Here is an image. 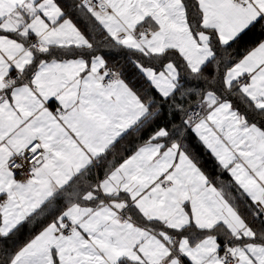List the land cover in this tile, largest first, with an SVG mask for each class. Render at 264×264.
<instances>
[{"label": "snow or ice", "instance_id": "1", "mask_svg": "<svg viewBox=\"0 0 264 264\" xmlns=\"http://www.w3.org/2000/svg\"><path fill=\"white\" fill-rule=\"evenodd\" d=\"M0 264H264V0H0Z\"/></svg>", "mask_w": 264, "mask_h": 264}, {"label": "trees", "instance_id": "2", "mask_svg": "<svg viewBox=\"0 0 264 264\" xmlns=\"http://www.w3.org/2000/svg\"><path fill=\"white\" fill-rule=\"evenodd\" d=\"M129 75L131 76V70H130V72H129ZM131 139H132V137L129 138V140H131ZM192 140H193V144H194V147H195V149H196L197 154L200 155L202 159H204L205 156H206V154L204 153L202 147H200L199 145H196V144H195V137H193ZM124 142H126V140L121 141V143H124ZM121 143H120V144H121ZM129 144H130L131 147H132V143L130 142ZM208 170H209V172H210L211 175L215 176L216 173H215V170H214V169L209 168ZM227 178H228L227 176L224 177V179H227Z\"/></svg>", "mask_w": 264, "mask_h": 264}, {"label": "crops", "instance_id": "3", "mask_svg": "<svg viewBox=\"0 0 264 264\" xmlns=\"http://www.w3.org/2000/svg\"><path fill=\"white\" fill-rule=\"evenodd\" d=\"M129 138H131V137H129ZM129 138L126 139V142L121 143V144L118 146V149H117L118 152H123V149H124L125 147L131 148V145H130L129 143L132 141L133 138H132L131 140H129Z\"/></svg>", "mask_w": 264, "mask_h": 264}]
</instances>
